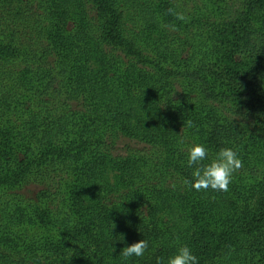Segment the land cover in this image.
I'll use <instances>...</instances> for the list:
<instances>
[{
	"label": "trees",
	"instance_id": "16d2710c",
	"mask_svg": "<svg viewBox=\"0 0 264 264\" xmlns=\"http://www.w3.org/2000/svg\"><path fill=\"white\" fill-rule=\"evenodd\" d=\"M194 143L238 151L227 192L186 183ZM184 244L264 264V0H0V264Z\"/></svg>",
	"mask_w": 264,
	"mask_h": 264
},
{
	"label": "clouds",
	"instance_id": "9594fccd",
	"mask_svg": "<svg viewBox=\"0 0 264 264\" xmlns=\"http://www.w3.org/2000/svg\"><path fill=\"white\" fill-rule=\"evenodd\" d=\"M177 18L183 20L182 14ZM191 127V122L188 124ZM242 159L233 147H221L214 158L209 160V150L203 143H194L187 148V166L192 168L190 180L186 183L196 191L227 192L233 181L234 173L242 167ZM124 238L121 240L123 241ZM149 248L147 239L126 244L120 252L124 260L144 257ZM156 264H199V258L187 244L180 245L166 258L157 257Z\"/></svg>",
	"mask_w": 264,
	"mask_h": 264
},
{
	"label": "rangeland",
	"instance_id": "374dc122",
	"mask_svg": "<svg viewBox=\"0 0 264 264\" xmlns=\"http://www.w3.org/2000/svg\"><path fill=\"white\" fill-rule=\"evenodd\" d=\"M124 146V144H121V147ZM109 179L111 180V183L116 184V177L114 174L109 175ZM41 186L39 184H36L34 182L30 183V184H25L23 187H21L20 189V193L23 194V196L27 199H33V200H37L38 199V194L41 190ZM176 221L179 222L178 226L179 227H184L181 225V221L180 219H178L176 217Z\"/></svg>",
	"mask_w": 264,
	"mask_h": 264
}]
</instances>
